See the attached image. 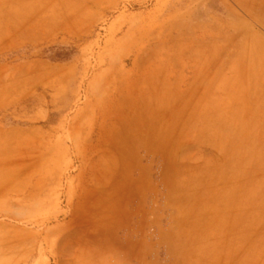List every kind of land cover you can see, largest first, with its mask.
I'll return each instance as SVG.
<instances>
[{
	"label": "rangeland",
	"instance_id": "obj_1",
	"mask_svg": "<svg viewBox=\"0 0 264 264\" xmlns=\"http://www.w3.org/2000/svg\"><path fill=\"white\" fill-rule=\"evenodd\" d=\"M26 1L32 4L0 0V129L21 134L0 146L19 150V166L27 168L20 186L0 193V247L7 249L0 264L85 263L84 247L76 257L62 255L64 228L88 246L148 241L154 228L170 224L186 226L210 263L233 255L235 244L236 257L264 264V139L237 138L232 154L233 138H224L231 148L223 153L213 143L221 138H208L179 153L194 140L185 105L175 103L184 100L185 74L170 64V41L175 22L208 0H34L42 6L29 9ZM222 26L214 15L203 26L190 22L187 38H213ZM60 53L70 58H55ZM233 157L254 166L251 224L218 198L216 178ZM186 160L202 163L198 175L207 180L202 190L193 186L198 196L187 206L168 199L174 167ZM244 169L235 176H246ZM175 207L190 214L173 215ZM165 253L160 264H169Z\"/></svg>",
	"mask_w": 264,
	"mask_h": 264
},
{
	"label": "crops",
	"instance_id": "obj_2",
	"mask_svg": "<svg viewBox=\"0 0 264 264\" xmlns=\"http://www.w3.org/2000/svg\"><path fill=\"white\" fill-rule=\"evenodd\" d=\"M28 3L26 1L25 4L28 9L42 6V2H40L41 5H36L34 0L31 1L32 4L28 5ZM212 15L216 16L229 29H226V26L218 27L217 34L213 38L204 32L187 38L190 22L193 26H203L212 20ZM175 24L177 30L172 35L170 42L175 43L176 49L169 51L170 64L174 61L177 72L183 69L186 89L184 100L175 101V103L185 105V120L190 122V130H192L190 137L194 140L193 143L184 144L180 148V156L187 154L190 146H198L194 143L207 144L208 138H221L220 140L213 139V143H216L220 152H228L231 148L229 141L226 145L227 148L224 147L226 142L224 138H233L232 154L235 152L234 142L238 141L237 138L258 136L264 139V0H208L206 6L193 10L190 19L186 18L185 21L179 19ZM182 37H184L183 43ZM173 52H175L174 55ZM181 62H184L186 67L181 68ZM225 74L228 75V80H225ZM229 90L231 91L229 92ZM210 93L214 97H210ZM230 104L231 107H225ZM226 122H232V125L230 126ZM18 136H21L20 131L0 129V141L3 143L11 142ZM248 147L249 152L251 149L250 146ZM5 148L7 147L0 146V158L2 159H0L2 163H0V170L2 167L8 171L7 167L12 164L11 161L13 165L10 166L12 170L9 171L11 172L0 171V179H2L0 181H3L0 185L3 186L6 181L8 183L4 185L5 187L0 186V188L2 187L0 193L6 191L12 182L18 186V178H21L27 170V168L19 166L20 162H18L17 156L19 150L13 149L12 146ZM11 158L13 159L11 160ZM3 160L5 163L9 164L10 162L11 164H5L2 162ZM15 166L19 168V172L15 170ZM222 166L221 172L216 178L220 187L218 188V198L221 199L224 195L228 203L233 204L232 215L235 216L238 211V214L248 218L247 220L251 224V218L256 215L254 203L257 183L256 177H254V166L252 163L246 162L241 167L234 157L232 160H224ZM202 168V163H191L188 160L178 163L174 167V176L169 180L168 199L170 201L184 200L187 206L188 201H192L198 196L193 193V186H199L202 190L203 186L207 184V180L198 175L201 174L199 169L202 170ZM244 168L249 170L244 171L247 175L236 177L235 174L238 173V170ZM13 171L16 173L15 175ZM10 173L14 176H11ZM4 176L10 177L12 180L7 179L11 183L4 179ZM172 209L173 215L181 214L182 216L183 212L181 211H185L186 217L190 214L187 208L184 210L176 207ZM250 224L248 232H251ZM188 232L186 226L170 224L166 230L161 231L154 228L153 237L148 241L144 239L143 235V239L136 242L124 239L120 241L109 239L104 243L90 240L87 241V246L79 240L76 243L74 230L64 228L58 241L62 243L61 253L63 256L73 255L76 257L79 254V249L82 247L88 249L89 259L82 255L80 257L81 261L85 259L83 264H160L164 259L162 257L164 251L168 254L169 264H214L213 261L209 262L210 259L207 255L203 256L201 251L203 246H196L192 240L187 239ZM225 246L231 247L223 245L224 248ZM236 247L233 244V255L217 258L216 264H254V259L251 256L236 257L234 255ZM130 249L133 250L131 253ZM63 264H69V262Z\"/></svg>",
	"mask_w": 264,
	"mask_h": 264
},
{
	"label": "bare ground",
	"instance_id": "obj_3",
	"mask_svg": "<svg viewBox=\"0 0 264 264\" xmlns=\"http://www.w3.org/2000/svg\"><path fill=\"white\" fill-rule=\"evenodd\" d=\"M37 8H38V7H37ZM42 8H43V7H42ZM12 130H14V129H12ZM21 131H22V130H21ZM24 132H25V131H24ZM13 133H14V132H13ZM5 136H6V135H5ZM7 142H8V141H7ZM1 144H2V143H1ZM2 147H3V146H2ZM5 149H7V148H5ZM3 150H4V149H3ZM6 155H7V154H6ZM9 157H10V156H9ZM0 159H1V158H0ZM12 159H13V158H11V160H12ZM1 160H2V159H1ZM11 160H9V161H11ZM2 162L5 163L4 160H3ZM0 163H1V161H0ZM11 163H12V164H11ZM11 163L9 162V164H8V163H5V164H8V165L11 164L10 166H12V165H13V162L11 161ZM1 164H2V163H1ZM1 164H0V166H1ZM8 165H6V166H8ZM14 165H15V164H14ZM2 166H3V165H2ZM10 166H8L9 168L7 167L8 171L2 169V167H1V170H4L5 172H6V171H7V172H11V171H9V170H12V169H10ZM3 167H4V166H3ZM4 168H6V167H4ZM17 168H18V167L15 166V170H17V172H19V171H18L19 168H18V169H17ZM1 170H0V171H1ZM13 170H14V169H13ZM22 170H24V169H22ZM13 172H14V171H13ZM13 172H12V173H13ZM12 173H10V174H12ZM4 174H5V173H4ZM13 174L15 175L16 173L14 172ZM13 174H12L11 176H14ZM19 174H20V173H19ZM7 178H8V176H4V179H6V180L10 179V177H9L8 179H7ZM11 178H12V177H11ZM0 180H2V179H0ZM10 180H12V179H10ZM8 181H9V180H8ZM1 182H3V181H0V183H1ZM4 182H5V181H4ZM9 182H10V181H9ZM10 183H11V182H10ZM1 184H2V183H1ZM6 184H8L7 181L5 182V184H3V186H2V185H0V186L5 187L4 185H6ZM2 187H1V188H2ZM1 188H0V189H1ZM13 189H14V188H13ZM17 189H18V188H17ZM1 197H2V196H1ZM3 203H4V202H3ZM0 226H1V225H0ZM2 227H3V226H2ZM2 227H0V229H1ZM1 233H3V234H1ZM4 233H5V232H3V230L1 229V230H0V234H1V236H4V235L6 234V233H5V234H4ZM7 233H8V232H7ZM9 233H10V232H9ZM10 234H11V233H10ZM14 235H15V234H14ZM1 238H2V237H1ZM4 239H5V238H4ZM0 241H1V240H0ZM1 242H4V241H1ZM1 246H2V245H1ZM2 247H3V246H2ZM2 247H0V253H1V254L7 250V249H4L5 247H3V248H2ZM23 248H24V247H23ZM80 261H81V260H80Z\"/></svg>",
	"mask_w": 264,
	"mask_h": 264
},
{
	"label": "trees",
	"instance_id": "obj_4",
	"mask_svg": "<svg viewBox=\"0 0 264 264\" xmlns=\"http://www.w3.org/2000/svg\"><path fill=\"white\" fill-rule=\"evenodd\" d=\"M55 58L62 59V60H67V59L70 58V56L68 54H62V53H60V54L55 55Z\"/></svg>",
	"mask_w": 264,
	"mask_h": 264
}]
</instances>
